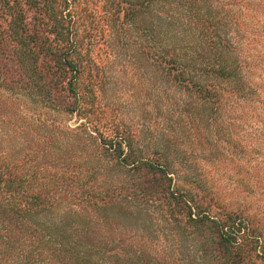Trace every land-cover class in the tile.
<instances>
[{"label":"trees","instance_id":"trees-1","mask_svg":"<svg viewBox=\"0 0 264 264\" xmlns=\"http://www.w3.org/2000/svg\"><path fill=\"white\" fill-rule=\"evenodd\" d=\"M263 6L0 0V264H264V226L198 165L264 164ZM120 56L148 76L111 79ZM130 93L156 122H125Z\"/></svg>","mask_w":264,"mask_h":264},{"label":"rangeland","instance_id":"rangeland-1","mask_svg":"<svg viewBox=\"0 0 264 264\" xmlns=\"http://www.w3.org/2000/svg\"><path fill=\"white\" fill-rule=\"evenodd\" d=\"M258 16L259 19L256 17L248 21L250 27H248V31L245 34L247 40L246 51L250 55H256L259 50L260 53L264 52V10H261ZM247 19L249 17H246ZM123 59L121 56L118 57L116 59L117 63L113 64V67L112 65H106L107 63L103 59L102 62L106 65L108 76L111 79L120 77L122 81L134 84L137 83L135 80L138 78L148 76L149 69L147 66L142 65L143 68H138V72L135 73H132L127 68L123 70L122 67H118L122 65ZM131 101L135 102V97L132 95L130 96V100L120 98L125 122L133 121V123H137L140 126L141 124L156 122L152 116H140L141 109L138 105L131 103ZM136 101L137 104L141 103L140 100ZM68 122L73 123L72 121ZM138 128L140 129L141 127ZM241 134L245 136L244 131H241ZM183 140H187L184 147L189 150L200 148L197 142H194V138L192 139L193 141L188 139ZM223 150L226 151V149ZM191 154L194 155L192 152ZM227 156L219 164H198L206 170L203 179H207L204 181V184L208 183V185L204 188L207 190V186H211V195L216 197L215 201L225 206V208L238 210L245 216H250L253 221L260 222L264 226V164L256 166L255 164H248L244 157L230 160V155ZM197 178L194 175L192 180L195 181Z\"/></svg>","mask_w":264,"mask_h":264}]
</instances>
